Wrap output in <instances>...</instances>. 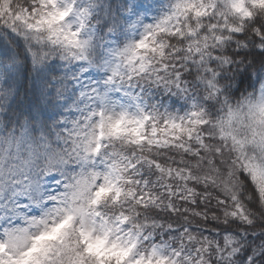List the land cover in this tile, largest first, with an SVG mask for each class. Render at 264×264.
I'll return each instance as SVG.
<instances>
[{
	"label": "snow or ice",
	"instance_id": "6c2138e0",
	"mask_svg": "<svg viewBox=\"0 0 264 264\" xmlns=\"http://www.w3.org/2000/svg\"><path fill=\"white\" fill-rule=\"evenodd\" d=\"M0 264H264V0H0Z\"/></svg>",
	"mask_w": 264,
	"mask_h": 264
}]
</instances>
